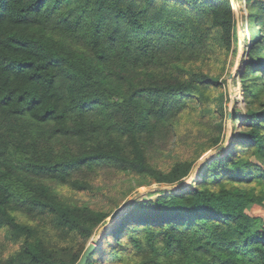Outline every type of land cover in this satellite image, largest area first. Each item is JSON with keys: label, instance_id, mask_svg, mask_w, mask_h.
<instances>
[{"label": "trees", "instance_id": "obj_1", "mask_svg": "<svg viewBox=\"0 0 264 264\" xmlns=\"http://www.w3.org/2000/svg\"><path fill=\"white\" fill-rule=\"evenodd\" d=\"M247 5L229 151L135 200L86 264H264V0ZM236 29L231 0H0V264H76L133 190L185 182L225 140Z\"/></svg>", "mask_w": 264, "mask_h": 264}, {"label": "rangeland", "instance_id": "obj_2", "mask_svg": "<svg viewBox=\"0 0 264 264\" xmlns=\"http://www.w3.org/2000/svg\"><path fill=\"white\" fill-rule=\"evenodd\" d=\"M232 6L234 8L236 19H237V36L233 39L231 50L228 53L227 61V71L223 79L225 82V87L229 91L232 101L228 103L229 113H233L235 109H238L239 114L245 112L244 102L242 101L243 89L240 83V74L245 69V66L249 62L248 54L252 47L253 37L250 32V24L248 21V5L247 0H231ZM259 26L256 27V30ZM261 28V27H260ZM223 125L226 129V137L223 144L216 149H212L207 152L202 158H200L197 163L194 172L192 175L183 183L181 188H177L180 184L177 185H166V184H154L147 187H140L133 190V192L125 198L120 209L114 212V215L108 219L104 225H102L93 237H100L101 239L109 232V230L115 228L121 221V219L126 215L130 210L131 204L138 199L142 198H157L160 191H165L166 193L173 191H181L186 188L193 186L192 179L193 176H199V172L202 169L204 162L209 159L216 157L218 154H223L225 150H228L230 144L235 140L234 135L238 131V124L235 120H232V117L225 116L223 118ZM201 134H204L200 131ZM174 140V139H173ZM259 163L264 166V158L256 159ZM105 178V177H103ZM102 178V179H103ZM111 183L115 181L110 180ZM188 182V183H187ZM76 197V196H75ZM77 198V197H76ZM252 211V212H251ZM251 213L256 216H260L264 220V206H253L250 210ZM264 226V225H263Z\"/></svg>", "mask_w": 264, "mask_h": 264}, {"label": "water", "instance_id": "obj_3", "mask_svg": "<svg viewBox=\"0 0 264 264\" xmlns=\"http://www.w3.org/2000/svg\"><path fill=\"white\" fill-rule=\"evenodd\" d=\"M229 116H230V118L232 117V113L231 112L229 113ZM177 188L178 189L179 188L182 189L183 187L180 184ZM101 241H102V239L100 237H92V239L90 240L89 244L86 247L85 252L83 253V255L81 256L80 260L76 264H86L89 256L99 246Z\"/></svg>", "mask_w": 264, "mask_h": 264}, {"label": "bare ground", "instance_id": "obj_4", "mask_svg": "<svg viewBox=\"0 0 264 264\" xmlns=\"http://www.w3.org/2000/svg\"><path fill=\"white\" fill-rule=\"evenodd\" d=\"M230 148V147H229ZM229 151V150H228ZM200 176H193V179H192V183L193 182H196L197 180H199L200 178H199ZM188 183V182H187Z\"/></svg>", "mask_w": 264, "mask_h": 264}]
</instances>
